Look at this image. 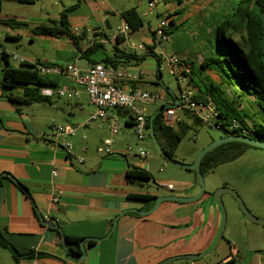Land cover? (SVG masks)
<instances>
[{"label":"crops","instance_id":"crops-1","mask_svg":"<svg viewBox=\"0 0 264 264\" xmlns=\"http://www.w3.org/2000/svg\"><path fill=\"white\" fill-rule=\"evenodd\" d=\"M36 1L3 0L0 18L11 16L23 25L12 27L0 24V47L8 52L21 48L19 56L30 61L62 67L75 61L86 69L91 62L84 57L86 62L78 64L77 59L83 55L66 34L54 36L37 34L35 31L42 24L58 26L60 13L65 8L46 9L45 16H34L11 5H35ZM60 1L68 2L69 6L76 3V0ZM195 1L198 4L196 10H192L185 2H171L176 12L173 19L177 28L168 40L173 47L175 37L190 43L191 47L198 49L195 57L181 56L176 47L167 53L154 37L153 44L157 50L164 49L167 59L173 54L186 63L188 68L184 74L187 86L192 87L193 93H198L201 86L193 74L205 78L206 81L202 79V82L208 83L207 89L210 83L206 76L218 78L212 71H203L200 64L205 57L214 54L213 45L220 18L217 13L211 21L212 8L203 0ZM131 7L135 6L117 0H80L77 9L69 16L72 32L79 35L85 31V37L89 39V32L95 30L102 37L99 42L112 47L118 45V41L113 39V31L123 25L125 20L122 12ZM192 17L197 18L198 27L194 21L191 27L186 26ZM154 27H150V31ZM128 39L121 37L127 52L130 51ZM37 42L48 43L54 49L53 54L33 51L29 46ZM85 42L86 39L81 42L83 48ZM12 60L10 58L12 66L22 67L20 62ZM142 62L120 64L133 73H142L131 81L123 80L124 89L140 90L149 81L150 73L143 68ZM5 66L0 55V227L8 231L21 253L34 250L46 254L33 258L22 256L19 264H158L169 257L202 253L212 246L218 235L220 215L218 208L206 197L204 202L200 201L201 198L193 202L164 201L155 212L146 216L126 213L119 218L115 231L108 239L94 241L93 244L85 242V259L69 254L62 244V236L60 238L57 232L59 230L43 225L39 213L59 225L65 236L99 238L110 231L120 211L129 208L148 210L153 206L152 200H140L133 195L193 196L200 188L196 187V179L191 175H187L185 180H158L160 186L164 183L172 185L171 189L166 188L169 192L163 193H153L145 189L140 180H130L127 172L137 163L135 158L130 159L125 155V149L133 142L132 123L125 115H120L123 126L122 131L115 136L112 155H102L97 150L101 141L111 135L108 126L80 127L77 134L70 137L74 155L84 158L83 163H78L54 140L52 126L54 123L64 126L82 124L93 110L87 96L83 94L79 101L52 98L50 102L15 103L8 98L10 92L1 85ZM48 75L57 85H73L72 80L63 74ZM162 94L164 100L160 102L161 105H168L178 96ZM79 102L84 104L83 108L78 107ZM147 160L157 161L155 157L149 156ZM16 181L22 183L27 191L22 190ZM246 218L238 215L227 235L229 255L214 264H264V227L249 225ZM68 246L75 253L82 254L79 244ZM200 259L181 258L167 264H209L200 263Z\"/></svg>","mask_w":264,"mask_h":264},{"label":"trees","instance_id":"trees-1","mask_svg":"<svg viewBox=\"0 0 264 264\" xmlns=\"http://www.w3.org/2000/svg\"><path fill=\"white\" fill-rule=\"evenodd\" d=\"M19 1L30 2V0ZM2 2L3 0H0V11ZM79 2L80 0H76L74 5L61 11L58 26L38 25L35 29L36 33L54 36L66 34L74 42L83 57L91 63L120 65L127 64L130 61H142L148 55H153L159 62L161 61L162 57L155 51V43L147 45V50L139 51L143 52L142 54L135 50H133L134 52L121 50L115 44L113 46V54L110 55L104 52L105 44L99 41H95L89 46L85 45L83 48L81 42L86 38V32L83 31L79 35L75 34L72 32L69 22V16L77 9ZM178 2L182 3V0H178ZM230 4L229 10H224L222 17L219 19L213 45L214 54L205 57L200 64V68L203 71H212L218 78H214L211 75L206 76L210 87L206 90L201 88L198 93H194V98L196 100L213 99L218 107L221 121L231 122L237 120L242 126L254 128L255 134L258 137H262L264 135V0H231ZM122 16L132 31L138 30L144 25L143 15L138 11L137 7L124 10ZM0 24L12 27L23 25L22 22L11 16L0 18ZM176 28L174 19H171L167 34L171 36ZM151 32L154 37V29ZM117 41L118 43L122 42L121 38H118ZM97 52H99V55L93 56ZM101 55L102 57L100 58L99 56ZM1 57L6 63L3 69L1 85L10 92L8 98L11 101L18 104L51 101L52 98H46L40 92V88L44 85H57L56 81L48 73L40 71L30 62L21 63L22 67H14L10 63V55L6 52L2 53ZM36 62L42 64L39 61ZM44 65L53 66L52 64ZM19 85H24L23 90L15 92L14 89ZM228 89L230 91H227ZM244 103H247L250 107H253L254 104L260 106V110L255 112L261 118L259 123L250 124L246 120L247 114L240 108ZM166 107L167 105H161L152 115H149V126L161 149L174 158L178 146L188 130L192 127L203 125L199 123L198 119L188 116L191 118V124L182 119L177 127H168L163 122V114ZM118 113L123 115L120 110H118ZM249 147L253 146L243 142L221 144L203 157L201 163L202 173L205 174L206 171L220 164L237 159ZM127 176L130 180L150 179L152 177L149 170L138 166H133L129 169ZM16 184L22 190L27 191V188L22 183L16 181ZM133 197L140 200H151L153 198L149 194H136ZM57 232L61 238V233ZM222 238H224V235ZM64 239L67 245H78L81 240L70 236H65ZM90 243L93 244L95 242L90 241ZM0 244L13 250L15 264H19V259L22 256L33 258L46 255L40 252L36 253L34 250L21 253L13 244L8 231L1 227Z\"/></svg>","mask_w":264,"mask_h":264},{"label":"rangeland","instance_id":"rangeland-1","mask_svg":"<svg viewBox=\"0 0 264 264\" xmlns=\"http://www.w3.org/2000/svg\"><path fill=\"white\" fill-rule=\"evenodd\" d=\"M73 1V0H72ZM123 2L125 4H129L130 6L137 7L138 11L143 15L144 25L135 31H130L128 41L131 44L140 45V44H153V36L150 31V27L156 26L161 19L165 15L170 16L173 19V15L176 12L172 9V3L178 2V0H156L157 4L150 10L149 3L151 0H117ZM231 1V0H230ZM229 0H203L204 3L208 4V7L212 8L211 13V21L212 16L217 15L221 18L224 10H229L231 4ZM187 5H190L192 10L198 9V4H196L195 0H182ZM179 3V2H178ZM12 6L16 5L23 12H30L34 14V16H45L46 9L55 10L56 8L62 10L69 6V3L66 1L60 0H37L35 5L31 4H17L12 3ZM209 17V11H207ZM206 15V13H205ZM210 19V18H209ZM197 25V18L192 17L186 22V26L191 27V22ZM218 23V22H217ZM183 30V29H182ZM180 36V35H179ZM182 37V36H181ZM176 40L175 46L171 45V42L164 41L162 43V47L165 48L168 52H170L173 48H177V51L181 53V56H193L197 53L198 49L196 47H191L190 43L185 42L184 40H179L178 37H175ZM118 48L121 50H126L125 42H120ZM30 48L33 51L40 52L45 51L48 54H53L54 49L50 48L48 43L40 44V42L30 44ZM175 48V49H176ZM162 49V48H160ZM21 48H16L15 53L20 55ZM101 52V51H99ZM99 52L95 53V55H99ZM104 52L112 55L113 47L110 44H105ZM166 52L159 51L161 53V61L157 60V58L153 55H148L142 60L141 63L143 68L150 73L149 81L145 82L143 87L140 88L141 91L146 92H161L164 94H179L180 88L183 86H187V82L181 81L172 71L171 64L169 60L165 57L167 55ZM158 54V53H157ZM14 61V60H12ZM74 61V59H72ZM78 64H82L86 62L84 57L77 59ZM71 62V61H69ZM75 62V61H74ZM197 71V69H194ZM194 79L197 84L201 86L203 90H206L208 83L202 82V79L205 80L203 76L200 74H193ZM206 81V80H205ZM24 85H19L14 89L15 92H21L23 90ZM188 89L192 90L191 86H187ZM83 95V94H82ZM85 98V97H84ZM69 101V100H67ZM75 101V100H73ZM68 105V104H67ZM161 106L160 102L158 104H149L147 105V110L149 115H152L156 109ZM242 109L246 111V120L249 121L250 124L253 122L259 123L261 118L259 115L255 114L257 110H260L259 105H254L250 107L247 103H244ZM182 118L187 120L189 124H191V118L184 112L181 113ZM264 114V113H263ZM262 114V115H263ZM121 121L122 116H120ZM122 131V126L120 128V132ZM223 135L221 130H217L213 127L208 126H197L192 127L188 130L187 134L181 140L178 149L175 153V159L184 163L190 164L194 162L198 152L211 143L214 139ZM133 142L131 145L134 151H137L138 148H142L144 151L148 153L149 157H155L157 161L149 162V171L151 172L152 177L150 179H142L140 182L143 187L147 190H150L153 193H163L169 192L166 188L161 187L158 180L170 181L172 178H177L181 180H185L187 175H191L194 179H196V173L193 170H188L177 166L174 163L167 161L164 157H162L158 150L155 147V144L150 137V134L144 141H137L134 132H132ZM205 186L206 190L204 195L201 197L200 201L204 202V198H209L210 201L218 208L220 215V226L222 222V213L217 201L214 198V193L217 189L221 187H228L236 190L240 195L244 204L248 207V209L252 212L253 215L260 219H264V149L259 147H249L246 151L237 159L220 164L219 166L210 169L205 172ZM150 188V189H149ZM222 200L224 203L225 211H226V227L224 230V238L221 239L218 246L214 251H212L207 256L201 258L198 261L200 263H209L214 264L215 262L223 260L225 257L229 255V244L227 241V235L229 230L235 225L236 218L238 215L240 217H246L242 210L240 209L239 203L237 199L229 194L224 193L222 196ZM208 202V201H207ZM206 202V204H207ZM205 204V205H206ZM205 205L202 207L204 208ZM248 219V218H246ZM249 225H255V227H264V224L255 223L251 224L248 219ZM238 227V225H237ZM219 232V231H218ZM216 240V239H215ZM215 242V241H214ZM213 242V243H214ZM213 245V244H212ZM210 249V248H209ZM0 264H15L14 252L12 249L8 247H4L0 244Z\"/></svg>","mask_w":264,"mask_h":264},{"label":"built area","instance_id":"built-area-1","mask_svg":"<svg viewBox=\"0 0 264 264\" xmlns=\"http://www.w3.org/2000/svg\"><path fill=\"white\" fill-rule=\"evenodd\" d=\"M156 4V0L150 1L149 7L151 11ZM170 23V16L165 15L154 27V37L158 43L169 40L170 36L167 34V30ZM130 31V26L124 22L122 26L114 29L113 39L117 40L121 37L127 39ZM89 35L91 36H89V39L84 38L86 39V46H89L95 41H100V38H102L99 36L100 33L95 30L89 32ZM129 49L145 51L148 47L146 44L135 45L130 43ZM155 51L157 53H159V51L165 52L164 49H155ZM4 52L8 53L11 59L17 60L20 63L30 62L42 72L63 74L72 80L73 85L71 86H42L40 92L44 97L79 101L82 94L87 96L88 103L93 106V110L82 124L64 126L54 123L52 126L54 140L67 152L68 156H73L78 163H83L84 158L74 155L73 143L70 141V137L75 136L80 127L108 126L111 135L101 141L97 150L100 154L107 156L114 153L115 136L119 134L120 128L123 126V121H121L118 110L131 121L137 141L142 142L148 137L150 133V122L146 106L162 102L164 100V95L161 92L126 90L122 87L123 80L131 81L141 76V72L133 73L122 65L104 63H90L86 69L78 66L76 62L70 63L65 67L58 65L46 66L44 64H38L36 61H30L20 57L15 52L5 51L0 47V55ZM168 60L171 64L172 71L181 83L186 81L184 74V70L188 68L186 63L173 54L169 55ZM83 106L84 104L79 102L78 107L83 108ZM182 112L193 119H198L199 123L203 126L221 130L223 134L249 136L251 138H260L264 141V135L258 137L255 134L254 128L242 126L237 120L231 122L221 121L219 118V110L213 101L210 99L196 100L193 91L183 85L176 99L173 98L164 111V124L168 127H177L178 123L183 119L181 116ZM125 155L130 159L135 158L137 163L136 166L139 167V165H141V168L149 170V162L147 160L148 153L142 148H138L137 151H134L132 145L129 144L125 149ZM161 186L168 189L172 188V185L167 183ZM53 200L57 201L56 198Z\"/></svg>","mask_w":264,"mask_h":264},{"label":"water","instance_id":"water-1","mask_svg":"<svg viewBox=\"0 0 264 264\" xmlns=\"http://www.w3.org/2000/svg\"><path fill=\"white\" fill-rule=\"evenodd\" d=\"M149 134H150V137L152 138L153 143L155 144L156 149L158 150L159 154L162 157H164L167 161L176 164L177 166L195 171V173H196L195 185H196V187L200 188L199 192L193 196H180L177 194H168V195L157 196V197H153L151 199L154 203H153V206L148 210H142V209H138V208H129V209H124V210L120 211L114 218L112 228L110 229V231L105 236L99 237V238L87 237V238H83L80 240L79 245H80L81 250H82L81 255L72 251L70 249V247L66 244L65 239H64L65 234L62 231L61 227L59 225L53 223L52 221L45 219L39 213V217H40L43 225L51 227V228H55V229L60 231L61 236L63 238L62 244H63L64 248L67 250V252L69 254H71L72 256H75L78 259H85L87 257L85 242H87V241L100 242V241L108 239L111 236V234L115 231L119 218L126 213H136L140 216H146V215H149V214H152L153 212H155L164 201L193 202V201L200 199L204 195L205 190H206L205 178H204V174L202 173V170H201L202 159L209 151L217 148L221 144H224L227 142H243V143L248 144L250 146L259 147V148L264 149V141L260 138H251L249 136L234 135V134H223L222 136L214 139L211 143H209L207 146L202 148L198 152L194 162H192L190 164H184V163L176 160L175 158L169 156L166 152H164L161 149V147L157 143V141L154 137L153 131L151 129H150ZM0 179H1V176H0ZM224 193H229L237 199L239 206H240V209L242 210L244 215L249 220L256 222V223L264 224V219H260V218H258L252 214V212L244 204V202L242 201L240 195L238 194V192L236 190H234L232 188H228V187H221L215 191L214 198L220 207V210L222 213V222H221V227H220V230L218 232L217 238H216L215 242L213 243V245L210 247V249H208L207 251H204L202 253H198V254H185V255L169 257L167 259H164L163 261H161L158 264H167L171 261L181 259V258L190 259V260H197V259H200V258L207 256L208 254H210L212 251H214L216 249V247L218 246L219 242L221 241V239L223 237L224 230L226 227V211H225L224 203L222 200V196Z\"/></svg>","mask_w":264,"mask_h":264}]
</instances>
